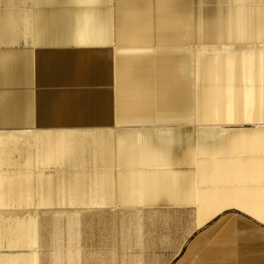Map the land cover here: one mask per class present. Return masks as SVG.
Returning a JSON list of instances; mask_svg holds the SVG:
<instances>
[{"label": "crops", "instance_id": "0c3cea01", "mask_svg": "<svg viewBox=\"0 0 264 264\" xmlns=\"http://www.w3.org/2000/svg\"><path fill=\"white\" fill-rule=\"evenodd\" d=\"M0 264H264V0H0Z\"/></svg>", "mask_w": 264, "mask_h": 264}]
</instances>
